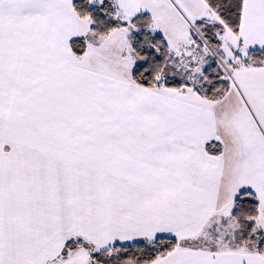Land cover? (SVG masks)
Wrapping results in <instances>:
<instances>
[{
    "label": "snow or ice",
    "instance_id": "snow-or-ice-1",
    "mask_svg": "<svg viewBox=\"0 0 264 264\" xmlns=\"http://www.w3.org/2000/svg\"><path fill=\"white\" fill-rule=\"evenodd\" d=\"M0 264H264V0H0Z\"/></svg>",
    "mask_w": 264,
    "mask_h": 264
}]
</instances>
